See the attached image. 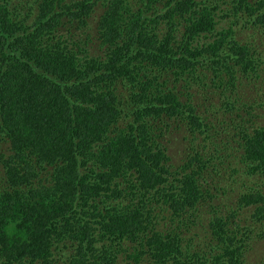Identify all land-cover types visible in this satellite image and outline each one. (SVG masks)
Segmentation results:
<instances>
[{
    "label": "trees",
    "instance_id": "16d2710c",
    "mask_svg": "<svg viewBox=\"0 0 264 264\" xmlns=\"http://www.w3.org/2000/svg\"><path fill=\"white\" fill-rule=\"evenodd\" d=\"M10 1L0 264H118L126 249L128 264H247L264 240V181H245L264 178V0ZM226 173L244 191L237 208ZM206 215L205 240L187 239Z\"/></svg>",
    "mask_w": 264,
    "mask_h": 264
},
{
    "label": "rangeland",
    "instance_id": "374dc122",
    "mask_svg": "<svg viewBox=\"0 0 264 264\" xmlns=\"http://www.w3.org/2000/svg\"><path fill=\"white\" fill-rule=\"evenodd\" d=\"M22 2L24 4H30L31 0H20L19 3L14 1V5L16 6V3H17L18 4L17 6H21ZM192 2L195 3V0H192ZM220 4L223 6V8L234 6V4L230 0H220ZM99 5L100 4H98L95 7V11H94L93 16H92V20L94 22V25L97 22L98 16L104 13L103 8L100 9ZM22 6L26 7L28 5H22ZM32 7L35 8V6H32ZM15 14L25 18V15L20 10L15 12ZM230 26H232V23L229 20H227V21L222 23L221 28L228 29V27H230ZM237 27L239 28V29H236V31L238 33V38L240 40H243L245 38V36H247L244 33L248 32V31L243 30L241 25H239ZM259 30L261 32H263L264 26L262 28L259 27ZM70 40H72V39L70 38ZM78 46H80L84 50V51H81L82 52L80 55L81 57L86 56V55H89V56H97L98 55L96 53L88 51L89 50V44H87V46H81L80 44H78ZM244 90H245V87L240 89L239 93H242ZM207 104L210 105L209 103H207ZM261 114H262V116H260V120H261L262 124H264V109H262V108L260 109V112H259V115H261ZM218 130H219V133L221 134V136L224 137V130H223L222 124H220L218 126ZM176 132L181 133V130L174 124L172 129H170V133L168 134V138L170 139L169 144L172 143L169 146L168 152L178 156L179 152L184 149L185 141H183L181 139L179 140L178 135H176ZM7 145L8 144H6L5 146H7ZM5 152L8 153V151H5ZM0 168H2V166H0ZM226 174H227L226 178L223 181L222 185L227 187L228 190H230L231 188H234V189H233V191L230 192V194H232L233 199H227L225 201H227L233 208H237V202H238L240 193L244 192V191L241 190L239 183L237 181L233 182L232 180L228 179V174H230V173H226ZM2 177H4V172H3V170L0 169V179ZM245 181H246V184L248 186H255L257 183L263 182L264 180L261 178H256V181H255L254 179L249 178V179H246ZM2 182H3V180H0V186H1V184H4ZM257 187H260V188L264 187V182L259 184ZM250 215H251V211L248 209H244L241 211V216H239V217H241L243 219L246 218L247 219L246 223L252 224ZM207 220H208V217L206 215L202 220L204 223H199L195 229H191V230L187 231L185 234V237L187 239H190L191 237H193V241H195L196 243H199V242L202 243L205 240V235H206V223L205 222ZM250 245H251V247L248 250L249 253H248L247 258H246L247 264H264V240L263 241L254 240L253 243H251ZM102 251H103V254L109 253V251L107 249H105V251L104 250H102ZM126 251H127V253L121 254L118 257V264H128L129 261H132L131 258H128V255H130L132 251H128L127 249H126ZM111 253H112V251L110 250V254ZM143 257H149V255H146ZM65 261H67V260H65ZM142 262L146 263V259H143ZM60 263H62V262H60Z\"/></svg>",
    "mask_w": 264,
    "mask_h": 264
},
{
    "label": "clouds",
    "instance_id": "9594fccd",
    "mask_svg": "<svg viewBox=\"0 0 264 264\" xmlns=\"http://www.w3.org/2000/svg\"><path fill=\"white\" fill-rule=\"evenodd\" d=\"M14 1H16V2H20V0H11L10 1V3L13 5V6H15L14 5ZM35 1L36 0H31V3L30 4H24L23 2L21 3V6L22 5H28V6H35ZM18 4L16 3V6H17ZM19 10V9H18ZM18 10H14L15 12H17ZM68 38H71V36L70 35H68ZM74 41V44H76L77 43V41L76 40H73ZM79 172V178L80 179H83V181L85 180V175L88 173V171L87 170H84V169H81V170H79L78 171Z\"/></svg>",
    "mask_w": 264,
    "mask_h": 264
},
{
    "label": "flooded vegetation",
    "instance_id": "af4514ba",
    "mask_svg": "<svg viewBox=\"0 0 264 264\" xmlns=\"http://www.w3.org/2000/svg\"><path fill=\"white\" fill-rule=\"evenodd\" d=\"M208 103L211 105V103L208 101ZM256 178H261V179H264L263 177H260V176H258V177H253L252 179H254L255 181H256Z\"/></svg>",
    "mask_w": 264,
    "mask_h": 264
}]
</instances>
